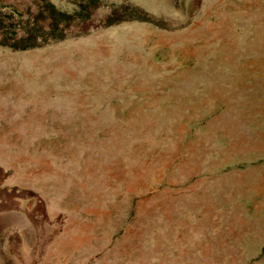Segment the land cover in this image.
<instances>
[{
  "label": "rangeland",
  "instance_id": "374dc122",
  "mask_svg": "<svg viewBox=\"0 0 264 264\" xmlns=\"http://www.w3.org/2000/svg\"><path fill=\"white\" fill-rule=\"evenodd\" d=\"M66 1L0 0V264H264V0Z\"/></svg>",
  "mask_w": 264,
  "mask_h": 264
},
{
  "label": "crops",
  "instance_id": "0c3cea01",
  "mask_svg": "<svg viewBox=\"0 0 264 264\" xmlns=\"http://www.w3.org/2000/svg\"><path fill=\"white\" fill-rule=\"evenodd\" d=\"M56 1H58L59 5H63V4L68 5V1H66V0H56ZM33 191L36 193L38 192V194L41 195V193L39 191L35 190V188H33ZM33 194H35V193H33ZM33 194L30 197H34L35 195H33ZM43 197L47 201L50 200V197L47 195H44ZM35 201H36L35 198L33 200H32V198L28 199L27 201H23L21 199L20 202L18 203V207L16 210L6 213V215H9L12 217V221L6 227H3V228H15L16 230L21 229L22 223H20V220H22V218H24V217H29L30 214H32L34 212L33 209L35 206ZM23 208H25V210H23ZM54 209H55V207L50 205L49 216H50V220L52 222H50L49 227L52 225L53 227L56 228V230L60 234L61 233V225L59 223V220H61V216L57 215L59 212H51ZM0 214H3V212H0ZM50 237H52V236H50ZM59 238H60L59 236H57V238L52 237L50 239V242L52 243L55 239H59Z\"/></svg>",
  "mask_w": 264,
  "mask_h": 264
},
{
  "label": "bare ground",
  "instance_id": "6f19581e",
  "mask_svg": "<svg viewBox=\"0 0 264 264\" xmlns=\"http://www.w3.org/2000/svg\"><path fill=\"white\" fill-rule=\"evenodd\" d=\"M263 17V16H262ZM242 19V18H241ZM264 20V19H263ZM241 24H242V22H241ZM239 26V25H238ZM239 80V79H238ZM255 80V79H254ZM259 81H260V79H259ZM249 82V81H248ZM247 83V82H246ZM254 83H256V82H254ZM261 85V84H260ZM246 86V85H245ZM251 87V86H250ZM254 88V87H253ZM252 88V89H253ZM248 89V88H247ZM237 90H238V88H237ZM246 91V90H245ZM234 92H235V90H234ZM252 92V91H251ZM236 93V92H235ZM237 94V93H236ZM237 97V96H236ZM242 98V97H241ZM239 99V98H238ZM226 101V100H225ZM247 101V100H246ZM236 104V103H235ZM258 109V108H257ZM225 111V110H224ZM222 118V117H221ZM243 133V132H242ZM245 137V136H244ZM251 141H253V140H251ZM258 141V140H257ZM219 146V145H218ZM238 152V151H237ZM245 164V163H244ZM205 166V165H204ZM203 166V167H204ZM242 166V165H241ZM219 176H221V175H219ZM205 205V204H204ZM259 205H260V203H259ZM182 208H183V206H182ZM250 208H252V207H250ZM246 211V210H245ZM149 213V212H148ZM170 214V213H169ZM251 214V213H250ZM149 215H151V214H149ZM157 215V214H156ZM152 216V215H151ZM180 218V217H179ZM251 219H253V218H251ZM135 235V234H134ZM130 237V236H129ZM131 238V237H130ZM129 244V243H128ZM217 244H218V242H217ZM243 249V248H242ZM135 252V251H134ZM195 255V254H194ZM193 255V256H194ZM254 255V254H253ZM190 257V256H189ZM210 257V256H209ZM194 258V257H193ZM252 258V257H251ZM250 258V259H251ZM125 259V258H124ZM212 259V258H211ZM208 260V259H207ZM223 260H224V258H223ZM212 261V260H211ZM214 261V260H213ZM217 261V260H216ZM236 261V260H235ZM249 262V261H248ZM170 263V262H169ZM204 263V262H203ZM208 263V262H207Z\"/></svg>",
  "mask_w": 264,
  "mask_h": 264
}]
</instances>
